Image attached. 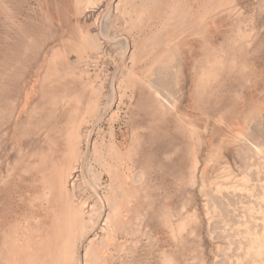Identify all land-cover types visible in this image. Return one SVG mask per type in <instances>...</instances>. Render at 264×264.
Instances as JSON below:
<instances>
[{
    "label": "rangeland",
    "instance_id": "1",
    "mask_svg": "<svg viewBox=\"0 0 264 264\" xmlns=\"http://www.w3.org/2000/svg\"><path fill=\"white\" fill-rule=\"evenodd\" d=\"M0 264H264V0H0Z\"/></svg>",
    "mask_w": 264,
    "mask_h": 264
},
{
    "label": "bare ground",
    "instance_id": "2",
    "mask_svg": "<svg viewBox=\"0 0 264 264\" xmlns=\"http://www.w3.org/2000/svg\"><path fill=\"white\" fill-rule=\"evenodd\" d=\"M175 11H177V9L175 10ZM101 35V34H100ZM50 36H48V38H49ZM47 39V38H46ZM51 39V38H50ZM102 49V48H101ZM165 49V48H164ZM168 51V50H167ZM170 54L168 53V56H169ZM170 61H172L171 60V57H169V59H168V62H170ZM165 76H167V74H165ZM166 78V77H165ZM198 82V81H197ZM201 82V81H200ZM199 83V82H198ZM149 86L151 87V90L154 92V96L156 97V100L160 103V110H161V112L164 114H166V113H173V111L175 110V101H176V98L175 97H172V95H171V93L169 92V85H168V82H167V79L163 82V83H161V88H160V86L158 87V86H156L155 84H153L152 82H149ZM179 92V91H178ZM202 93L201 92H197V93H194V96H193V99H194V105H197V107L196 106H194L195 107V109L196 110H198V105H202L203 103L202 102H204V100L205 99H203L204 98V96L202 97V95H201ZM181 94H180V98H181ZM91 98V97H90ZM96 99V98H95ZM81 100V99H80ZM94 100V99H93ZM226 100H227V97H226V99H224V100H222L221 101V103H223V108L225 107V105H226ZM139 101H140V99H139ZM178 101V100H177ZM82 102V101H81ZM91 102V101H90ZM212 102V101H211ZM150 106V105H149ZM216 107V106H215ZM214 107V108H215ZM220 108H222V106H220ZM215 111L216 110H214L213 112H212V114H207V115H205L206 116V118H207V121H208V123H210L209 121H210V119H214V116H215ZM164 115H162L161 117H163ZM167 116V115H166ZM173 117H176L177 118V122H178V124H179V126H183V129L184 130H187V131H185L186 133H188L189 132V129H190V132H191V134H190V143L192 142L193 144L192 145H194L196 142H198V140H199V138H197V136H199V130L198 129H196V128H193V126L191 125V123L190 122H188L185 118H183L182 116H179V115H174L173 114ZM196 117V119H199L197 116H195ZM173 120V119H172ZM167 121V120H166ZM174 121V120H173ZM174 124V123H173ZM171 126V125H170ZM179 126H177V127H179ZM263 130V129H262ZM208 131V130H207ZM252 133V132H251ZM254 133V132H253ZM179 136V135H178ZM180 137V136H179ZM182 137V136H181ZM184 140V139H183ZM263 141V140H262ZM255 142V141H254ZM184 144V143H183ZM30 147H33V146H30ZM30 149V148H29ZM208 153V152H207ZM180 156H182V155H180ZM67 157V156H66ZM37 160V159H36ZM191 162V161H190ZM189 164H191V163H189ZM42 165V164H41ZM195 175V174H194ZM195 177V176H194ZM82 178V177H81ZM117 178V177H116ZM110 181H113V179H114V177L113 176H110ZM42 180H44V179H42ZM137 182V177L133 174V176H132V183L133 184H135ZM73 186V185H72ZM64 188V187H63ZM71 201V200H70ZM55 204V203H54ZM65 208V207H64ZM61 209V208H60ZM59 211V210H58ZM94 212V211H93ZM59 213V212H58ZM73 213V212H72ZM80 214H81V212H80ZM89 215L90 214H92V211H91V213L89 212L88 213ZM66 215V214H65ZM68 215V214H67ZM78 215V214H77ZM88 216V215H87ZM64 218V217H63ZM62 221V220H61ZM88 221V220H87ZM74 222L75 221H72L71 222V224L73 225L74 224ZM42 225V224H41ZM49 226L50 225H48L47 226V228H49ZM67 229V228H66ZM49 230V229H48ZM63 230V229H62ZM62 232V231H61ZM59 234V233H58ZM63 236V235H62ZM58 237H60L59 235H58ZM60 238H63V237H60ZM59 242V241H58ZM61 242V241H60ZM57 244V243H56ZM63 244V243H62ZM60 247H61V245H60ZM53 248V247H52ZM62 248V247H61ZM60 248V249H61ZM64 249V248H63ZM66 249V248H65ZM62 250V249H61ZM64 252V251H63ZM59 253V252H58ZM54 258V257H53ZM56 259V258H55ZM60 259H61V257H59L58 258V261H60Z\"/></svg>",
    "mask_w": 264,
    "mask_h": 264
}]
</instances>
